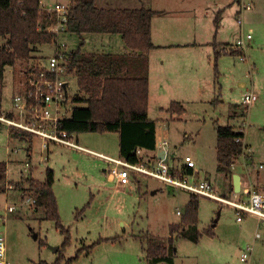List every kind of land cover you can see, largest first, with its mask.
<instances>
[{
  "label": "rangeland",
  "instance_id": "374dc122",
  "mask_svg": "<svg viewBox=\"0 0 264 264\" xmlns=\"http://www.w3.org/2000/svg\"><path fill=\"white\" fill-rule=\"evenodd\" d=\"M45 1V7L55 4L53 0ZM58 1L62 3L66 0ZM240 2H250L251 8L242 9ZM143 4L165 10L153 20V33L160 42L193 39L199 42L207 40L217 31V39L234 43L251 29V38L246 40L243 50L246 59L240 58L241 53H222L224 64L233 71L224 72L219 67L222 72L218 80L220 87L237 97L240 81L244 82V88L255 89L257 99L249 105L250 109L243 104L239 108L245 114L239 117V125L236 124L245 131V139L250 146L243 137V151L234 159L233 169L241 174L244 184L242 192L237 193L239 199H247L248 178L263 192L264 0H143ZM239 15L242 29L237 21ZM59 35V43H66L69 49L80 41L74 33L61 32ZM55 40L38 44L33 49V55L44 59L52 54ZM3 41L0 37V44ZM24 66L19 63L5 66L0 113L13 109V96L19 91L18 81ZM68 80L71 97H83L76 77H69ZM185 90L178 87L177 95ZM168 92L174 90L168 89ZM184 102L186 112L173 114L171 119L169 113L159 112L150 103L148 115L159 118L156 122L157 148L162 147V138L167 140L169 150L174 151L172 160H169L174 167L182 165L184 155H190L195 169L199 170L195 178H206L215 184L219 194L232 198L233 191L227 192L224 174L216 171L212 147H209L215 129L211 116H220V111L225 112L226 109ZM9 129V126L0 123V161H5L9 167L0 171V215L6 214L5 220L0 223V232L5 238L6 255L11 264H39L40 260L52 262L57 257V251L51 246L59 248L63 241L64 235L55 220L45 217L43 207L36 208L38 211L35 212L27 204L21 205V189L15 187L22 175L33 174L35 178L43 179L47 167L54 170L52 189L60 224L70 236L64 255L71 256L76 249L92 245L91 251L82 254L73 264H145L143 245L146 234L167 237L169 224L182 222L183 212L179 215L177 211H184L185 201L189 198L186 190L165 186L145 176L140 177V184L133 180L115 185L103 172L107 164L100 157L83 151L75 152L62 144L51 145V152L47 154L38 137L33 139L31 155L25 153V148L13 151V147L22 142L9 139ZM185 132L189 137L183 135ZM74 137L85 147L118 157L117 132H82L74 134ZM25 162L30 163V171H24ZM99 181H103L104 185L98 186ZM155 184L161 185V188L155 191L156 187L151 188ZM9 203L19 206L7 214L5 208ZM213 224V236L202 233L198 241L174 237L171 262L168 264H244L240 261V253L247 244L252 245L248 264H264V224H260L257 218L246 216L238 222L231 206L199 196L197 227L202 231ZM255 231H259L262 238L255 239Z\"/></svg>",
  "mask_w": 264,
  "mask_h": 264
},
{
  "label": "trees",
  "instance_id": "16d2710c",
  "mask_svg": "<svg viewBox=\"0 0 264 264\" xmlns=\"http://www.w3.org/2000/svg\"><path fill=\"white\" fill-rule=\"evenodd\" d=\"M69 3L64 31L77 34L80 42L76 49L67 51V71L76 76L77 86L85 96L71 97L74 106L68 117L58 121L57 133L68 137L82 132H117L119 155L131 162L143 161L135 149L153 150L156 146V120L148 116L147 53L155 47L151 38V20L158 11L145 7L102 8L96 6L95 0H70ZM54 21L55 14L42 9L40 0H0V37L4 40L0 44V102L5 66L39 61L41 56L32 55L34 45L55 39L57 34L47 29ZM89 32L119 33L132 52H83L81 34ZM218 54L217 50L215 55ZM214 74L217 77L216 67ZM166 110L181 113L184 109L181 102L171 101ZM9 133L16 139L30 140V135L20 130L10 128ZM238 137H244L243 131L231 125H217L218 171H229L234 159L242 154L243 143L236 140ZM4 170L5 163L0 161V171ZM53 182L54 171L47 167L43 181L22 175L15 187L30 191L37 206L43 207L45 217L55 220L64 235L56 259L51 263L40 261L39 264H73L82 254L90 252L92 245L76 249L71 256L64 255L70 236L60 224ZM198 205L199 195L190 193L180 219L182 222L170 223L167 237L146 234L145 264L171 262L174 237L198 241L202 233L214 235L212 226L202 231L198 229Z\"/></svg>",
  "mask_w": 264,
  "mask_h": 264
},
{
  "label": "built area",
  "instance_id": "2783aa9c",
  "mask_svg": "<svg viewBox=\"0 0 264 264\" xmlns=\"http://www.w3.org/2000/svg\"><path fill=\"white\" fill-rule=\"evenodd\" d=\"M241 1V0H240ZM70 0L65 2H57L52 6L44 7L47 12L55 14V21L48 26V30L56 34L64 31L67 21V13L70 7ZM241 3L242 9H250L251 3ZM237 21L242 25L241 15L237 17ZM251 38V31H248L245 37L240 36L234 43H227L220 46L222 53L240 52V58L246 59L243 50L246 47V40ZM239 53V54H240ZM67 50L64 44L57 43L52 54L45 56L44 59L33 63L28 62L22 70L20 80V90L13 96L12 112L0 113V123L9 126V128L17 129L30 135V138L38 137L44 149H48L49 144H62L71 147L77 151H84L96 155L103 159L108 166L106 173L116 185L129 182L134 175H142L145 177L156 179L165 185L173 188H182L190 193L199 196H205L223 204L231 206L236 215V220L241 222L246 216L257 218L258 222L264 224V191L251 189L247 193V199H239L237 193L233 192L232 198H228L219 194L215 186L205 179H196L194 174L195 162L190 155H184L181 167L171 166L169 160L167 140L163 139L160 149L155 147L153 154L154 161L150 162L148 155H145L144 149L137 147L135 153L143 159V161L131 162L118 156L107 155L78 143L74 139V134L68 137H62L57 133V123L60 119L68 117L72 107L71 95L69 94V80L71 74L67 71ZM241 103L245 107L253 103L256 94L252 91L242 93ZM10 114V115H8ZM240 126L238 130L242 131ZM22 144L13 147V151L18 148L30 147V140L17 139ZM237 141H242L240 137ZM157 148V149H156ZM24 171H30V163L25 162ZM190 168L191 171H186ZM20 204L28 206L35 203L33 194L28 190L20 191ZM19 205L9 203L5 208V212L10 213L17 209ZM32 207V206H31ZM179 213V211H177ZM6 218L0 215V223ZM255 239L262 238L259 231L254 233ZM252 245L247 244L240 253V261L248 264L249 253ZM0 264H11L6 255L5 238L0 232Z\"/></svg>",
  "mask_w": 264,
  "mask_h": 264
},
{
  "label": "crops",
  "instance_id": "0c3cea01",
  "mask_svg": "<svg viewBox=\"0 0 264 264\" xmlns=\"http://www.w3.org/2000/svg\"><path fill=\"white\" fill-rule=\"evenodd\" d=\"M239 1V0H238ZM252 1V0H251ZM53 3L59 2L58 0H53ZM43 3H47L45 0H40V7L43 9L45 5ZM95 4L97 7H102V8H140V7H145V8H151L154 10H157L158 13L155 14L152 17L151 20V38L153 43L155 44V47L152 48L148 53V96H149V101H148V109L150 106V103H152V106L158 110L159 112H167L170 114V119L172 118L173 114H183L186 112L187 106L184 101H192L194 104L198 105H215V107H223L226 109L225 112L220 111V116H225V117H220L218 115H213L211 118L215 122V129L213 132V141L209 145L211 149V154L214 156L215 160V167L217 168V160H216V127L217 125H231L234 129L238 130L240 126L237 127V124L239 125V117L242 115L244 116V112H240L239 108L241 103V95L245 91H252L254 92L255 89H248L244 88V82L240 81L239 82V90L238 92V97L233 94L231 91H226L224 88L220 87V83L218 80L219 74L222 71H228L231 72V68H228L226 64H224V60L222 59V52L218 49L221 45L225 43H229L226 41H222L217 39L216 37V32L210 37L206 38L207 40L204 41H199L197 42L196 39H193L191 41H178L175 40L173 42H160L155 39L154 33H153V20L156 16H159L161 13H163L165 10L162 8H152L150 6H145L143 4V0H95ZM148 5V4H146ZM240 12V11H239ZM217 18L214 20L216 21ZM242 29V25H241ZM248 31H251L249 29ZM65 33H71L67 31H62ZM61 34V33H59ZM59 34L55 37V48L56 44L59 42ZM81 37L84 39V44L81 47V50L83 52H95V53H112V54H124V53H129L132 52L131 49H129L125 43L122 40L121 34L119 33H82ZM216 37V38H215ZM80 39V37L78 36ZM61 42V41H60ZM80 42V41H79ZM78 42V44H79ZM64 44V47L67 51L74 50L77 48L78 44L74 48H67L66 43ZM35 48L37 45H34ZM54 48V50H55ZM200 48V49H199ZM219 51L220 54L218 56L215 55L216 51ZM54 52V51H53ZM240 52H235L234 54H239ZM33 55V53H32ZM37 56V55H35ZM216 65V66H215ZM7 66V65H6ZM214 67L217 69V77L214 74ZM219 67L221 68L222 71L219 70ZM5 73V69H4ZM74 75H71V77ZM76 77V76H75ZM232 77V76H231ZM4 80V76H3ZM19 83V88H20V81ZM219 83V86H218ZM4 87V84H3ZM178 87L180 89H187L185 91H182V94L179 93L177 95V89ZM168 89L174 90V92H168ZM20 89H17V91ZM81 91V90H80ZM82 95L85 96V93L83 91ZM255 93V92H254ZM15 95V94H14ZM225 97V98H224ZM187 99V100H184ZM227 99V100H226ZM239 99V100H238ZM2 101H3V89H2V100L0 102V111L2 109ZM171 101H179L181 102L183 106V112L181 113H170L166 109L168 108L169 104ZM253 104V103H252ZM250 104V106L252 105ZM250 106L245 107L246 109H250ZM8 112H12V110H7ZM149 116V115H148ZM150 117V116H149ZM154 120H157L159 118H153L150 117ZM178 119L183 120L182 117H178ZM205 119H203V122ZM234 121V122H233ZM237 123V124H236ZM157 123L155 126V136H156V146L158 144V138H157ZM244 133V140L245 143L250 146L249 143H247L248 140L245 139L246 133ZM185 137H189V134L185 132L183 134ZM8 138L11 139L12 141H16V138H13L12 136L8 135ZM33 138H30V147L25 148V153L27 155L32 154V144H33ZM74 139L78 142V138L74 137ZM163 140V138H162ZM197 141V140H196ZM79 143V142H78ZM54 145L53 143L49 144V147L47 149V154L51 152L50 146ZM155 146V147H156ZM71 148V147H70ZM73 149V148H72ZM157 149V148H156ZM73 151L77 152V150L73 149ZM170 158H173V153L174 151H170L168 148ZM84 152V151H83ZM155 148L153 150H144L145 155H148V159H150V162L154 161V154ZM88 153V152H86ZM193 153V152H192ZM91 154V153H88ZM93 155V154H92ZM118 156L119 155V148H118ZM5 162V161H4ZM106 163V162H105ZM108 166V163H106ZM106 167H104L103 172L106 173ZM183 165H180L178 167H181ZM6 170L9 169L7 166V163L5 164ZM50 168V167H49ZM234 163L231 165L229 168V171H223L222 173L224 174V178L226 181V186L228 191H231V185H232V174L233 173H238L234 172ZM54 171V170H53ZM217 172H220L216 169ZM198 169L194 168V174L195 177L198 176ZM239 174V173H238ZM240 175V182H241V188L239 192H242L243 190V181H242V176ZM143 177L142 175H134V177L129 181L132 182L133 180L135 182H138L140 184L141 178ZM32 178H34L37 181H43V179H38L35 178L32 174ZM109 181L113 182L115 184V181L111 180L110 177ZM107 178V179H108ZM144 178H149V177H144ZM207 180L206 178H202ZM246 182L247 192L250 191L251 189L258 190V185L254 184L250 178ZM156 180V179H154ZM199 180V179H198ZM106 182V180H104ZM209 181V180H208ZM159 182V181H158ZM211 182V181H209ZM128 183V182H127ZM213 184V182H211ZM163 184V183H160ZM97 185H104L103 181H99ZM116 185V184H115ZM165 185V184H163ZM215 186V184H213ZM166 186V185H165ZM168 186V185H167ZM156 187L155 191L161 188V185L155 184L151 188ZM171 187V186H169ZM173 188V187H171ZM216 188V187H215ZM176 189V188H175ZM182 189V188H178ZM217 189V188H216ZM184 190V189H183ZM154 191V192H155ZM233 191V190H232ZM259 191V190H258ZM153 192V191H152ZM188 194L190 192L186 191ZM231 193V192H230ZM188 200V198H187ZM186 200V201H187ZM185 201V203H186ZM36 204V203H35ZM37 205V204H36ZM35 205V206H36ZM30 207L27 206L28 208H31L33 211H38L36 208L41 207ZM185 206V204H184ZM179 211V210H178ZM183 211H179V215ZM218 219V218H217ZM214 227V224L211 225ZM204 229V228H203ZM213 230V228H212ZM214 231V230H213ZM169 235V234H168ZM144 247V245H143ZM57 251V250H55ZM144 251V250H143ZM40 261H45L46 260H40ZM51 263V262H47ZM158 264H168L167 261H161Z\"/></svg>",
  "mask_w": 264,
  "mask_h": 264
},
{
  "label": "water",
  "instance_id": "95a60500",
  "mask_svg": "<svg viewBox=\"0 0 264 264\" xmlns=\"http://www.w3.org/2000/svg\"><path fill=\"white\" fill-rule=\"evenodd\" d=\"M232 187H233V192H239L241 188V182H240V175L238 173H233L232 174ZM217 220V218H216ZM53 250H56L58 246H51Z\"/></svg>",
  "mask_w": 264,
  "mask_h": 264
}]
</instances>
